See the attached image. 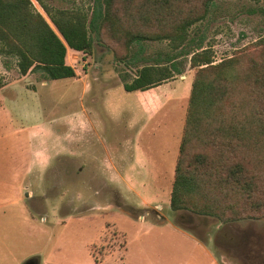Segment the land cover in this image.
I'll return each mask as SVG.
<instances>
[{
  "label": "rangeland",
  "instance_id": "obj_1",
  "mask_svg": "<svg viewBox=\"0 0 264 264\" xmlns=\"http://www.w3.org/2000/svg\"><path fill=\"white\" fill-rule=\"evenodd\" d=\"M44 1L89 17L96 2ZM125 3L117 0L121 13ZM104 33L89 53L69 49L75 77L23 75L0 55V264L35 256L41 264H264V211L226 223L170 205L197 69L187 52L202 42L219 63L263 48L264 0H214L186 43L145 41V60L135 63L138 44L127 49ZM168 55L181 73L147 91L125 90L144 63ZM44 154L40 163L30 157ZM88 158L89 175L75 164ZM112 169L117 178L105 176Z\"/></svg>",
  "mask_w": 264,
  "mask_h": 264
},
{
  "label": "trees",
  "instance_id": "obj_2",
  "mask_svg": "<svg viewBox=\"0 0 264 264\" xmlns=\"http://www.w3.org/2000/svg\"><path fill=\"white\" fill-rule=\"evenodd\" d=\"M0 0V55L13 57L21 74L40 71L47 79L75 77L68 48L89 53L94 37L138 44L130 61L145 60L143 42L186 43L189 29L208 17L214 0H96L92 15L52 11L44 0ZM198 1V2H197ZM259 1V0H257ZM130 10V13L128 11ZM133 25L126 24L134 14ZM140 22L138 25L137 23ZM202 42L192 53L196 69L180 143L170 205L212 215L223 222L258 218L264 211V47L215 63ZM125 46V45H124ZM126 58V57H125ZM162 60V61H161ZM166 62V63H164ZM170 63V66H164ZM173 55L144 63L127 91L146 90L175 76ZM0 79V88L3 87Z\"/></svg>",
  "mask_w": 264,
  "mask_h": 264
},
{
  "label": "crops",
  "instance_id": "obj_3",
  "mask_svg": "<svg viewBox=\"0 0 264 264\" xmlns=\"http://www.w3.org/2000/svg\"><path fill=\"white\" fill-rule=\"evenodd\" d=\"M69 49L70 48H68V51H69ZM160 85V84H159ZM164 85V84H163ZM158 86V85H157ZM154 87H156V86H154ZM149 89H152V87L151 88H149ZM149 89H146V90H141V91H147V90H149ZM135 91H138V90H135ZM140 91V90H139ZM147 93V92H146ZM146 102V101H145ZM146 105H147V107H148V102H146ZM183 135V134H182ZM38 151V150H37ZM31 158L33 157V160L34 161H36L37 163H40V162H42V161H45L43 158L44 157H46L45 156V154H44V156L43 157H38V156H36V155H34V156H30ZM48 157V156H47ZM46 157V158H47ZM89 158H88V161H87V163L89 164ZM113 167V166H112ZM114 169H112L111 171H109V174L108 175H105L106 177H112V178H117L118 177V175H116L115 173H114V171H113ZM176 171V170H175ZM98 175H100V174H98ZM105 176H103V177H105ZM60 255H62V254H60ZM59 257V256H58ZM63 256H60V259H62L63 260V258H62ZM39 259H40V256H39ZM55 259H57V256H56V258ZM65 259L67 260L68 259V256H67V254H66V257H65ZM42 261V258L40 259V262ZM39 262V263H40ZM45 263V262H44ZM41 264V263H40ZM42 264H43V262H42ZM48 264H58L57 262H48ZM65 264H69V263H65Z\"/></svg>",
  "mask_w": 264,
  "mask_h": 264
},
{
  "label": "flooded vegetation",
  "instance_id": "obj_4",
  "mask_svg": "<svg viewBox=\"0 0 264 264\" xmlns=\"http://www.w3.org/2000/svg\"><path fill=\"white\" fill-rule=\"evenodd\" d=\"M60 162H63V160L60 159ZM78 163H79V161L77 160L76 163H75L76 165H79L77 169H81V173H83V174H87L88 173V175H89L90 171L88 172L87 169L91 168V166L88 163H84V165L78 164ZM92 173H95L92 176H97L96 172H92ZM27 195H28V193H27Z\"/></svg>",
  "mask_w": 264,
  "mask_h": 264
},
{
  "label": "water",
  "instance_id": "obj_5",
  "mask_svg": "<svg viewBox=\"0 0 264 264\" xmlns=\"http://www.w3.org/2000/svg\"><path fill=\"white\" fill-rule=\"evenodd\" d=\"M39 262V257L35 256V258L31 257L30 259H28L24 264H40Z\"/></svg>",
  "mask_w": 264,
  "mask_h": 264
}]
</instances>
